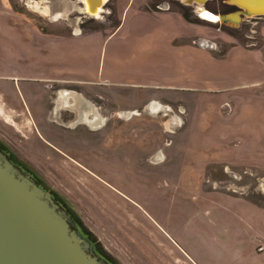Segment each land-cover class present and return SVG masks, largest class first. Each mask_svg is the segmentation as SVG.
<instances>
[{
  "label": "rangeland",
  "instance_id": "1",
  "mask_svg": "<svg viewBox=\"0 0 264 264\" xmlns=\"http://www.w3.org/2000/svg\"><path fill=\"white\" fill-rule=\"evenodd\" d=\"M133 1L109 0L99 18L83 19L74 10L67 17L54 14V8L62 11L59 6L72 0H0V146L54 194L112 264H229L233 253L219 250L237 242L223 244L215 235L236 236L244 248L264 247V87L220 89L236 79L220 75L219 66L207 62L232 46L264 55V17L245 18L238 27L200 21L204 36H196L195 27L171 14L179 13L178 0H135L126 25L106 36L105 44L104 77L125 84L112 85L108 93L80 89L103 120L95 130L76 121L72 130L47 125L28 114L25 102L15 107L4 96L6 90L42 84L6 79L11 63L16 72L39 69L33 58L37 42L20 50L30 55L4 58L10 9L16 51L27 29L29 35L30 30L109 35ZM174 31L194 48L187 59L176 51L182 38L167 37ZM198 49L206 52L200 73L203 63L194 65ZM143 84L173 90L169 95L131 92ZM183 86L189 88L176 91ZM39 101L26 102L36 107ZM209 235L214 240L206 241ZM174 238L194 249L196 263ZM198 246L207 262L198 257Z\"/></svg>",
  "mask_w": 264,
  "mask_h": 264
},
{
  "label": "crops",
  "instance_id": "2",
  "mask_svg": "<svg viewBox=\"0 0 264 264\" xmlns=\"http://www.w3.org/2000/svg\"><path fill=\"white\" fill-rule=\"evenodd\" d=\"M134 4H135V0L133 1L132 4H130L127 7V14L124 17L123 21H121L120 26L109 35L106 34L105 32H100V31L84 33V32H79V30L77 32H71V33L42 32L39 30L37 31L30 30L32 34L29 35V29H27L28 34L26 32L25 33L22 32L26 34V38H23L20 41L21 44L20 49H17L16 51H14V47H13L14 44H13V35H12L13 33L12 9H10L9 10L10 13H8L9 17L11 18L9 20L10 43L8 49V56L5 54L4 58L7 59V57H9L11 61V59H13L14 56L16 57L18 54L22 56H25L27 54L30 55V53L28 52H21V51L24 50L23 49L24 47H30L28 43L37 42L38 48L37 51L35 52L36 55H34L33 58L36 59L39 69L34 72L29 70L16 72L15 70H13L11 63L10 68H8L9 70H4L5 75L8 76V78L6 79L11 82L22 81V82H31V83L37 80L38 82L42 81V84L41 86L38 85L34 86V84H29V86L26 87L24 91L21 88H19L20 92L19 90H16V92L6 90L5 91L6 94L4 96L7 97L12 104H15V107L17 106L24 107L23 102H25L26 105L25 103L24 105L27 108L26 110L28 111V114L32 118L36 117V119H40L39 122L45 121L44 123H46L47 125H51V123H53L52 121L54 119V116L59 113L58 110L60 109V108L59 109L57 108L56 110L54 109L55 111L53 110V112L50 113L51 107L47 106V104L50 105V103H52L51 101L52 93L49 88L51 85L64 87L66 90H71L73 92L74 91L80 92L79 94H77V92L74 93L73 96L75 98L79 96L80 97L79 99L85 101H86V97L84 98L83 97L84 95H81L83 93L79 89H82V91L84 90V92L88 90L92 91L98 89L100 90L101 93L103 92L108 93L105 89L111 87L112 85H120V84L124 85L125 84L124 82L115 83L110 78L104 77V75H107V73L105 72L106 60H107V56H106L107 51L105 48V44L107 41L106 36L109 37L113 36L117 31H120L119 29L121 26H123V24L124 26L126 25L128 19L127 17L128 13L132 9V6ZM171 14L175 15L174 20L178 19L181 22H185L195 27L196 36H204V32L201 30V28H199L198 24L189 23L178 12ZM198 30H201L202 33L198 34L199 32ZM180 34L181 33L174 31L173 33H170V36L167 37H169L170 39L182 38L181 41H178L179 44L177 43L178 47L176 48V51H179L180 53L184 52L187 59V57L190 54V50H193L194 48L190 47L189 41L187 42V39L180 37ZM35 39H37V41H34ZM197 51H198L197 52L198 59H196L194 65L196 63H198V65L203 63V66H201V70H199V66H198V73H200L205 69L204 60H205L206 52L203 49H198ZM103 59H104V63H103ZM207 63L208 65L219 66V69L221 71L220 75L228 76L232 81H233V77L234 79H236L234 80V82H232V84L228 88L219 87L222 86L223 84H219L213 87H218L220 89H233L232 87H236L239 85L251 87L249 89L264 87V55L261 52V50L232 46L229 48V50L225 55H223L222 57L213 56L211 57V60H209ZM226 65H228L229 67H225ZM180 71L183 72V70ZM159 86L161 88H159ZM162 87L163 86L158 84H154L153 86H150V84L144 86L143 84L141 88L135 87L131 90V92H137V93L158 92V93H163L164 95L166 94L169 95L173 90V89H162ZM188 88H189L188 86H183L180 87L179 90L178 88H176V91H185ZM207 88L209 89L210 87ZM196 89L198 91L206 90V88L203 87L202 88L197 87ZM115 90L119 91L120 89H115ZM123 92L124 91H121V93ZM40 98L41 99L43 98L42 101H39L41 100ZM31 99L38 100L40 104L34 107L33 106L34 104L32 102H30V104L26 102V101H30ZM90 108L92 110L93 107L90 105L89 110ZM134 111L135 110L133 109L130 112V114L133 116L136 114ZM74 114L76 116L75 112ZM127 114L129 115V113ZM100 120H102L101 117ZM75 121L76 120H74L72 123L67 125V127H69L67 128L68 130L77 128L74 127L73 125ZM101 124H97V127L95 128L90 127L89 125L88 126L92 128V130H95L98 129V127L100 128ZM46 138L51 139V137H46ZM215 236L217 238V241L223 244L225 243V241L228 243H233L234 240H236L237 244L235 243H233L232 245L227 244L228 246H224L222 249L219 250L221 253L224 252L225 250H227V252L229 253H233L234 257L231 259L229 264H264L263 246L259 248H255V246L250 245L249 248H244L242 244H238L241 243V241L237 240L238 238H236V236L234 237L235 239H231V238L223 239L224 237H221L220 235H215ZM212 237H213L212 240H214V236L210 237L209 235L206 241H209ZM174 240L176 241V242L174 241L175 243L179 244L180 249L183 251L182 254H185L188 258L192 260V262L194 261V263H196V260L194 258V256H196V252L194 251V249L190 248L188 245H185L183 239L177 240L176 238H174ZM200 247L198 246L197 255L202 262H207V260H204V258L200 255L201 253L200 251L202 250V248ZM261 248L262 250H259ZM225 256H226L225 254H222V257Z\"/></svg>",
  "mask_w": 264,
  "mask_h": 264
},
{
  "label": "water",
  "instance_id": "3",
  "mask_svg": "<svg viewBox=\"0 0 264 264\" xmlns=\"http://www.w3.org/2000/svg\"><path fill=\"white\" fill-rule=\"evenodd\" d=\"M208 1L187 0L186 3L203 10ZM225 1L238 10L215 14L206 9L207 18L203 13L201 17L232 27H238L245 18L264 17V0ZM108 2L72 0L59 6L62 11L56 12L57 7L54 8V14L62 12L67 17L74 10L83 19L99 18ZM70 4H74V8L64 13ZM82 122L85 123H77ZM0 264H110L96 252L95 245L79 233L71 215L54 195L22 172L1 150Z\"/></svg>",
  "mask_w": 264,
  "mask_h": 264
},
{
  "label": "flooded vegetation",
  "instance_id": "4",
  "mask_svg": "<svg viewBox=\"0 0 264 264\" xmlns=\"http://www.w3.org/2000/svg\"><path fill=\"white\" fill-rule=\"evenodd\" d=\"M186 1L187 0H178L177 1V4L180 6V10H179V13L182 15V17L186 20V21H188L189 23H194V24H198L200 21H204V22H208L206 19H203L202 17H201V14H199L198 13V10L194 7V6H191V5H188L187 3H186ZM205 7V9H207L208 11H210V12H213V13H215V14H225V13H221V10L223 9V8H232V10L231 11H228V12H226V13H229V12H233V11H236V10H238V8L237 7H235V6H232V5H229L228 3H226V1L225 0H210V1H208L207 3H206V5L204 6ZM188 20H187V19ZM208 23H210V22H208ZM211 24H213V23H211ZM217 24V23H216ZM50 90H51V101H52V103H50V105H51V109H50V113H52L53 112V108H55V106L56 105H58V103H56V102H58L59 101V99H60V93H65V95H66V97L69 99L68 100V102L70 103V101H72L71 99H73L72 98V96H73V94L75 93V92H73V91H71V90H66L64 87L63 88H61V87H59V86H56V85H51L50 87ZM75 88V87H74ZM76 90H78V89H76ZM80 90V89H79ZM54 100H56V102H54ZM73 102V101H72ZM59 108H61V107H58V109ZM63 109H67V107H65V108H63ZM56 110V109H55ZM59 111V113L57 114V115H55L54 116V119H53V123H56V124H58V125H61L62 127H64V128H69V127H67V125H69L70 123H72L74 120H75V118H76V116H75V114H74V112L73 111H71L70 109H67L66 111H67V113H61V111L60 110H58ZM69 112V113H68ZM70 112H73V113H70ZM65 114H71L72 115V118L71 119H68V118H66V117H69V115H66V116H64ZM65 124H67V125H65ZM8 155V158L10 159V161L12 162V163H14V165L15 166H17L22 172H24V173H26L23 169H22V167H19L17 164H16V162L11 158V156L9 155V154H7ZM27 174H29V173H27ZM32 178H34L31 174H29ZM35 179V178H34ZM36 180V179H35ZM37 181V180H36ZM38 182V181H37ZM38 184H40L39 182H38ZM40 186H41V184H40ZM75 222V221H74ZM76 223V222H75ZM76 227H77V229H78V231L80 230H82L81 228H80V226L79 225H77L76 224ZM83 231V230H82ZM80 233V232H79ZM94 245H95V248H96V252L98 253V250H97V244L94 242L93 243ZM99 254V253H98ZM100 255V254H99ZM100 257H101V255H100ZM108 261V260H107Z\"/></svg>",
  "mask_w": 264,
  "mask_h": 264
},
{
  "label": "bare ground",
  "instance_id": "5",
  "mask_svg": "<svg viewBox=\"0 0 264 264\" xmlns=\"http://www.w3.org/2000/svg\"><path fill=\"white\" fill-rule=\"evenodd\" d=\"M71 6L74 8V4H72ZM205 10L206 9H203V10L198 9V13L199 14L203 13V16L206 17V14L204 13ZM60 16L61 15L59 14L58 17H60ZM203 19H205V18H203ZM209 22H211V21H209ZM72 98L73 99H71V100L73 102L70 101V103H69L68 102L69 99L66 97V95L64 93H62V95H60V99L58 101V107H61V108L67 107V109H70V110L76 112L77 113L76 122L84 121L85 123L92 125V126H96L97 124L103 123V121L100 120V117L94 112L93 108H92V110H91V108L89 110L90 104H88L85 100H80L78 97L75 98L74 96H72Z\"/></svg>",
  "mask_w": 264,
  "mask_h": 264
},
{
  "label": "trees",
  "instance_id": "6",
  "mask_svg": "<svg viewBox=\"0 0 264 264\" xmlns=\"http://www.w3.org/2000/svg\"><path fill=\"white\" fill-rule=\"evenodd\" d=\"M187 19V18H186ZM188 20V19H187ZM0 150L8 157V155H7V153L5 152V150L0 146ZM40 185V184H39ZM54 195V194H53ZM55 197V196H54ZM56 198V197H55ZM56 201H58L57 199H56ZM59 202V201H58ZM61 203V202H60ZM63 206V205H62ZM71 215V214H70ZM72 216V215H71ZM75 221V220H74ZM76 222V224L77 225H80L77 221H75ZM79 232L84 236V237H86V238H88L92 243H94L95 241L93 240V238H92V235L90 234V233H88V232H86V231H80L79 230ZM110 264H112L110 261H108Z\"/></svg>",
  "mask_w": 264,
  "mask_h": 264
},
{
  "label": "built area",
  "instance_id": "7",
  "mask_svg": "<svg viewBox=\"0 0 264 264\" xmlns=\"http://www.w3.org/2000/svg\"><path fill=\"white\" fill-rule=\"evenodd\" d=\"M260 250H262V248Z\"/></svg>",
  "mask_w": 264,
  "mask_h": 264
}]
</instances>
